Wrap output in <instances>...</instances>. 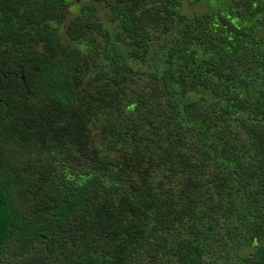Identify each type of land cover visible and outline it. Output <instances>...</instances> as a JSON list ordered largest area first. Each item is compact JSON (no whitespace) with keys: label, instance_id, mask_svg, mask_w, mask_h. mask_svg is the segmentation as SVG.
Listing matches in <instances>:
<instances>
[{"label":"trees","instance_id":"1","mask_svg":"<svg viewBox=\"0 0 264 264\" xmlns=\"http://www.w3.org/2000/svg\"><path fill=\"white\" fill-rule=\"evenodd\" d=\"M15 261L264 264V0H0Z\"/></svg>","mask_w":264,"mask_h":264},{"label":"rangeland","instance_id":"2","mask_svg":"<svg viewBox=\"0 0 264 264\" xmlns=\"http://www.w3.org/2000/svg\"><path fill=\"white\" fill-rule=\"evenodd\" d=\"M198 10H199V11H202L203 8L199 7ZM67 171H70V170L68 169ZM46 180H47V177H46ZM42 258H45V257H42ZM42 258H41V260H42ZM16 260H17V258H16ZM16 262H17V261H15V264H16Z\"/></svg>","mask_w":264,"mask_h":264}]
</instances>
